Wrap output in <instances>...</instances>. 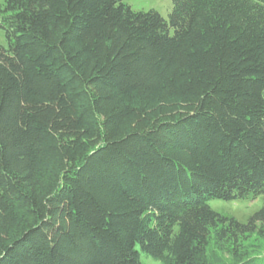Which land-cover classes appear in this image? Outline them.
Instances as JSON below:
<instances>
[{
	"label": "trees",
	"instance_id": "16d2710c",
	"mask_svg": "<svg viewBox=\"0 0 264 264\" xmlns=\"http://www.w3.org/2000/svg\"><path fill=\"white\" fill-rule=\"evenodd\" d=\"M0 29V264H264V0H5Z\"/></svg>",
	"mask_w": 264,
	"mask_h": 264
},
{
	"label": "rangeland",
	"instance_id": "374dc122",
	"mask_svg": "<svg viewBox=\"0 0 264 264\" xmlns=\"http://www.w3.org/2000/svg\"><path fill=\"white\" fill-rule=\"evenodd\" d=\"M5 0H0V5ZM126 2L133 10L147 11L154 9L158 11L162 17L168 18V14L171 10V0H122ZM0 42L6 44L2 29H0ZM263 203V196L258 195L250 199L241 200H222L211 199L208 204L213 210L221 212L228 216H233L240 222H245L248 216L261 207ZM249 242H254L249 240ZM264 249V245H263ZM140 264H162L159 260H155L151 256L146 255L140 251Z\"/></svg>",
	"mask_w": 264,
	"mask_h": 264
}]
</instances>
